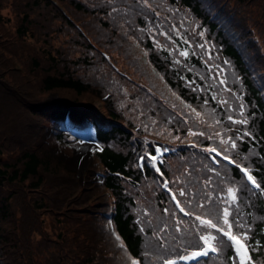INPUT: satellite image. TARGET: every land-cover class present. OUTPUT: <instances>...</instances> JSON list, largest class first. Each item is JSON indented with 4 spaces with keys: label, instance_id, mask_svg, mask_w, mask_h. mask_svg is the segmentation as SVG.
Segmentation results:
<instances>
[{
    "label": "trees",
    "instance_id": "obj_1",
    "mask_svg": "<svg viewBox=\"0 0 264 264\" xmlns=\"http://www.w3.org/2000/svg\"><path fill=\"white\" fill-rule=\"evenodd\" d=\"M6 4L12 11L5 16L0 10V264L177 259L174 219L189 226L199 222L175 208L164 179L147 160L140 167V157L157 148L168 152L162 167L170 188L184 187L171 181L189 173L201 189L211 177L214 202L217 195H227L216 187L221 179L237 187L245 181L238 168L222 159L216 165L205 149H220L217 131L233 138L250 132L231 156L264 188V0H148V7L143 0ZM172 25L191 44L187 59L172 51L188 47ZM158 31L170 32L176 43L156 35L157 47L153 35ZM205 42L210 52L198 47ZM188 81H194L191 87ZM50 93L73 102L93 125L98 147L83 182L49 150L58 143L69 153L79 140L52 118V103L36 104ZM240 103L247 126L227 119L240 118ZM185 105L200 117L189 115ZM48 125L52 132L41 141ZM228 128L232 131L225 133ZM240 201L243 220L262 245L253 259L264 264V195L248 193ZM165 208L176 216H166ZM165 225L168 238L161 247L155 233ZM222 253L194 264H229L234 250L224 247Z\"/></svg>",
    "mask_w": 264,
    "mask_h": 264
},
{
    "label": "snow or ice",
    "instance_id": "obj_2",
    "mask_svg": "<svg viewBox=\"0 0 264 264\" xmlns=\"http://www.w3.org/2000/svg\"><path fill=\"white\" fill-rule=\"evenodd\" d=\"M143 4L145 7H148V0H143ZM156 14L159 15V13ZM171 30L175 31L176 35L181 37L185 45H188V47L183 48L182 50L172 49V51H178L179 56L187 59L191 48L190 42L188 40H184L180 29H178L175 25H172ZM156 35H162L173 44L176 43L170 32L158 31L153 35V42L157 45V47H161V45L159 41L155 39ZM200 35L202 36L203 32H201ZM198 47L208 52L211 51L210 47H206V42L199 44ZM173 62L176 64L181 63V61L177 59H174ZM225 63L228 62L225 61ZM193 83L194 81H188V85L190 87ZM219 83L224 84L225 81L220 80ZM228 90L231 91V89ZM173 95H175V93H173ZM212 98L216 99L215 96ZM177 99H179V97H177ZM237 99L240 98L237 97ZM181 103H183V101H181ZM221 103H227V101L222 100ZM185 107L190 109L189 115L195 113L196 117H200L201 114L196 112L194 108H191L190 105H185ZM244 109L245 105L240 103L238 113L240 118L234 119L233 116L229 115L227 119L233 124L247 126L249 118L245 115ZM229 111H235V109H229ZM201 122L203 121L201 120ZM216 123L219 124L220 121L217 120ZM228 131H232V129L228 128L224 130L225 133ZM197 134L201 136L205 135L203 132L195 133L189 131V135ZM213 135L219 138V144L221 147L219 150H217L216 147H209L205 149V151L215 153V156L212 157V161L215 164H220L221 160L217 159V157H222V160L227 161L229 165H235V167L243 174L242 179L245 182L241 183L239 187H237L234 182L228 181L227 178L221 179L216 187L220 192H226L227 195H217L213 202V193L209 190L214 183L211 177L204 179L202 189L198 187L199 181L193 182V180L188 178L191 175L190 173L183 179L177 177L175 180L171 181L173 184L184 185V187H178L175 190L168 187V179L163 181V187L170 193V199L174 202L175 208L178 209L180 213H183L185 217H189L191 220L199 222L198 224L189 226L184 220L179 218L174 219L172 226L178 235L172 237V239L178 241V243L173 247L179 248L180 253L178 254L177 259H167L164 261V264H178V261H184L185 264H187L188 261L198 262L200 258H209L210 254L219 258L223 255L222 248L224 247L234 250V256L229 258V264H256L252 253H256L260 250L262 245L260 240L254 238L250 225L243 220L240 197L248 195V193L256 194L257 192L264 195V188L261 187V184L258 183L257 179L251 174L249 167L243 166L241 163L237 162V160L232 159L231 156L232 151L237 150L238 148L237 141L243 142L244 137H250L251 133L242 131L235 138L231 136L225 137L219 131L215 132ZM207 138L212 139L213 136L209 135ZM155 151L162 155L159 148ZM237 155H239V153H237ZM244 159H247V157ZM260 159L264 160V157H260ZM145 160H147L151 167L155 168L156 172L163 176V173L160 172V168L156 163L158 156L146 152L140 157L141 168H143ZM209 171L215 172V169H209ZM215 175L219 176V172H215ZM224 184H230V186L225 189L221 187V185ZM188 185H191V188H189ZM193 188L196 189L195 193L192 191ZM178 196L183 198V200L178 199ZM197 196H203V199L198 200ZM193 205H195V209ZM163 211L166 216L169 214L173 217L176 216L175 212H172L171 209L165 208ZM233 211L235 214H233ZM234 226L236 229L235 232L233 231ZM167 233V225L159 227L158 232L155 233L161 247H164V241L168 238ZM191 235H195L198 239L192 240L185 238L186 236ZM116 239L119 240L120 237L117 236ZM120 246L124 247L122 243ZM189 249L192 250L189 251ZM147 256L148 253H145L146 258ZM129 259L131 260V264H141L140 260L133 259L131 257H129Z\"/></svg>",
    "mask_w": 264,
    "mask_h": 264
},
{
    "label": "rangeland",
    "instance_id": "obj_3",
    "mask_svg": "<svg viewBox=\"0 0 264 264\" xmlns=\"http://www.w3.org/2000/svg\"><path fill=\"white\" fill-rule=\"evenodd\" d=\"M10 0H3V6L0 8L1 12L5 16H9L10 12L12 11V6L7 5L6 2H9ZM48 99L47 102H45ZM53 104L51 107L50 115L54 120H56L59 123V127L65 131L72 132L76 134L79 137V140L75 142L74 144H71V152L66 153L64 150H62L61 146L56 143L53 147H51L49 150L55 152L58 157L64 161L66 167L77 173L76 169H80L79 167H76L73 164V159L76 158L79 154V150L77 145H82L87 143L88 149H86L85 154H87L88 158L90 159L89 151L93 152L95 150L94 146V136L92 135V129L89 126L88 128L82 127V121H87L83 118V116L76 112L73 109V102H65L63 99L60 98V96L57 93H50L46 96L45 99L41 100L40 102L36 104ZM72 109V115L67 116L66 113L68 112L67 109ZM91 163V162H90ZM79 166V165H78ZM87 165L83 166L82 168L86 167ZM81 168V169H82Z\"/></svg>",
    "mask_w": 264,
    "mask_h": 264
},
{
    "label": "bare ground",
    "instance_id": "obj_4",
    "mask_svg": "<svg viewBox=\"0 0 264 264\" xmlns=\"http://www.w3.org/2000/svg\"><path fill=\"white\" fill-rule=\"evenodd\" d=\"M67 110H68V112L66 113V115L67 116L72 115V109L70 110L68 108ZM80 124H82V127H84V128H88L89 127L88 123H86L84 121H82V123H80ZM77 147H78V150H79V153H78L79 155L76 158L73 159V164L76 167H79L81 169L83 166L87 165L90 162V159L87 157L88 155L85 154L86 149H88V144L85 143L83 145H77Z\"/></svg>",
    "mask_w": 264,
    "mask_h": 264
},
{
    "label": "water",
    "instance_id": "obj_5",
    "mask_svg": "<svg viewBox=\"0 0 264 264\" xmlns=\"http://www.w3.org/2000/svg\"><path fill=\"white\" fill-rule=\"evenodd\" d=\"M48 101V99L45 101V102H47ZM83 145V144H82ZM94 146H95V144H94ZM89 154H91V152H89ZM90 162H91V159H90ZM89 162V163H90ZM77 170V172H78V174H79V176H80V179H81V181H83V171H84V169H82V170H80V169H76Z\"/></svg>",
    "mask_w": 264,
    "mask_h": 264
}]
</instances>
